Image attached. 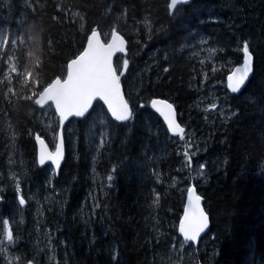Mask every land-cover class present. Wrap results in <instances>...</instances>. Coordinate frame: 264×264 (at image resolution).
Masks as SVG:
<instances>
[{
  "label": "trees",
  "instance_id": "obj_1",
  "mask_svg": "<svg viewBox=\"0 0 264 264\" xmlns=\"http://www.w3.org/2000/svg\"><path fill=\"white\" fill-rule=\"evenodd\" d=\"M170 3L0 0V217L17 210L16 246L8 253L0 246V264H175L185 190L193 183L211 218L198 264H264V0H194L174 14ZM131 16L147 19L137 33L128 32ZM114 28L130 42L117 65L134 120L119 125L97 105L108 124L106 144L97 151L87 142L100 119L68 127L66 161L51 180L38 164L35 134L54 146L59 120L51 109L52 125L44 128L36 100L66 76L94 30L108 41ZM245 43L255 72L232 96L225 82L243 61ZM155 98L173 101L183 123L207 136L201 181L183 166L182 142L154 113ZM213 99L215 110H204ZM221 102L230 112L224 121L216 112ZM200 120L210 122L201 127Z\"/></svg>",
  "mask_w": 264,
  "mask_h": 264
},
{
  "label": "water",
  "instance_id": "obj_2",
  "mask_svg": "<svg viewBox=\"0 0 264 264\" xmlns=\"http://www.w3.org/2000/svg\"><path fill=\"white\" fill-rule=\"evenodd\" d=\"M193 1L194 0H188V3L180 4V5L187 6V5H190ZM180 5H177V7ZM177 7L175 9H171V11H175ZM117 42H119V47H114V45ZM127 52H128V41L123 36L115 32L113 34L111 42L107 45L103 41L101 33L99 31H96L90 36L84 53L81 56H79L76 60L72 61L69 64L68 76L66 80L63 82L61 79H57L51 86H49L47 89H45L41 93V95L39 96L37 100L39 106L46 107L51 102H54L57 115L61 119V125L63 126L60 128L58 144L60 143L61 139H63V149H64V156L60 162L59 169H56L55 166L51 163V161H46L45 164L41 166H46V165L51 164L54 166L56 173L57 174L60 173L61 168L63 167L65 163V159H66V144H65V139H64L65 126L73 118H78L80 120L84 119L92 111V109L94 108L97 102H101L109 110L110 115L113 118V114L110 110V106L105 99L108 88L110 86L109 74L112 71V69H115L116 71L115 58L117 57V55H119L120 53L126 54ZM240 67H243V65L237 68H240ZM253 72H254V58L252 59V72L249 74L248 79L246 80L245 84L241 87L240 91H243L246 88L249 81L251 80ZM111 87L114 89L115 86L111 85ZM121 91L123 94V98L128 103V100L126 98L125 91H124L122 84H121ZM157 100H161V99H157ZM82 106H83V115L72 116V118H70L69 121L65 122L66 117L71 112L80 111ZM172 106H173V111L175 114L176 123L179 125V129H183V132L181 133L179 129H177L176 132H173L169 128L168 129H169V132L173 136L182 137L184 133L186 132V129L182 127L179 121L178 112L175 106L174 105ZM129 108L133 115V111L130 105H129ZM161 118L163 119V117ZM130 119L127 121H117L115 119L114 120L120 124H125L129 122ZM164 122L167 125V122L166 121ZM44 142L47 147V151L54 152L48 145L47 141L38 135L36 137L38 156H40V150L42 151ZM191 189H194L195 194L199 195L196 187H193ZM190 190H188V193ZM188 193H187L185 211L188 208ZM199 196L201 197V207L208 217V227L205 229L203 233H201L198 239L194 241L196 244H198L200 240L211 229L210 215L205 210L204 203H203V197L201 195ZM185 211H184V215H185ZM183 219H184V216H183ZM183 219L181 223L183 222Z\"/></svg>",
  "mask_w": 264,
  "mask_h": 264
},
{
  "label": "snow or ice",
  "instance_id": "obj_3",
  "mask_svg": "<svg viewBox=\"0 0 264 264\" xmlns=\"http://www.w3.org/2000/svg\"><path fill=\"white\" fill-rule=\"evenodd\" d=\"M188 0H171V4L169 7L171 9H175L177 5L186 4ZM114 47H119V42H117ZM243 54L244 61L243 67L237 68L235 72L228 77V88L233 93H237L240 91L241 87L245 84L246 80L249 77V74L252 72V55L249 52V46L247 43L243 45ZM127 61L125 60V65H127ZM110 78V86L108 88L105 99L110 106V110L113 114V118L117 121H127L131 118L132 112L129 108L127 101L123 98V94L121 91V83L120 76L117 74L115 69L109 74ZM114 85V89L111 87ZM151 107L155 109L157 113L161 117H163L164 121L167 122V126L173 132H176L179 129V125L176 123L175 114L173 111V106L170 103H167L163 100H153L151 102ZM83 115V106L80 111L71 112L65 119L69 121L72 116ZM63 125H61L62 127ZM180 132H183V129H179ZM64 156L63 149V139H61L60 143L56 145L55 151L50 152L47 151V147L45 142L43 143V149L40 150L39 163L40 165H44L46 161H51V163L55 166L56 169H59L60 162ZM113 179L112 176H108V180L111 181ZM17 191H19V185L17 184ZM19 204L24 205L25 200L23 197L19 199ZM8 221H4L5 227L7 226ZM208 227V217L203 211L201 207V197L195 194V190L191 189L188 193V208L185 211L183 222L179 226V231L183 235L185 241H196L198 237L205 231ZM12 233L8 231L7 240L9 243L12 242Z\"/></svg>",
  "mask_w": 264,
  "mask_h": 264
},
{
  "label": "rangeland",
  "instance_id": "obj_4",
  "mask_svg": "<svg viewBox=\"0 0 264 264\" xmlns=\"http://www.w3.org/2000/svg\"><path fill=\"white\" fill-rule=\"evenodd\" d=\"M19 1L22 3L24 0H19ZM75 13L78 14V11H76ZM108 13H109V16L107 17V19H110V17H112L111 21H114V19L118 16V14L115 13V12H112V10L110 12H108ZM131 18L132 19L127 17V23L126 24H127L128 30H129L128 32L137 33V31L140 30L142 28V26H144V24H147V22H146L147 19H145L144 17H143L142 20L141 19L137 20V18H135L134 16H131ZM150 25H152V24L150 23ZM150 25L148 26L149 28H150ZM140 46L141 45H137L136 46V54H138V56H141L140 53L144 49V48H142V50H141ZM220 91L221 90L217 89L215 95H213L214 99H215L216 94L219 93ZM204 98H205L204 95H202L200 100H199V102H198V104L200 106H201V102L204 100ZM214 99L211 100L209 103L204 105V110H206V111H207V109L208 110H211V109L215 110V108H212L216 104V101ZM221 103H222V106L219 105L218 109L216 110V112H219L221 115L224 116V117H222V119L224 121L227 117H230V112H229V109L226 107L225 102H221ZM193 110H194L193 107H191V108L189 107L187 109L186 113L188 112V114L191 115V112ZM147 118H149V117H147ZM95 119H100L99 120L100 121L99 122L100 130H98L97 127H94L93 129L91 128L92 130H90L88 132V140H87V142H88V145H89L90 148H95L98 151V150H100V148L104 144H106L105 137L107 136L106 128H107L108 124L106 125L107 122L105 121L104 117L101 118L100 114L95 115ZM208 119H210V118H208ZM197 122H198L197 124H199L201 127H206L209 124L210 121H205V122L202 123L201 120H200V121H197ZM149 123L151 125L152 121L149 120L147 125H146V127H148ZM191 124H193L192 125L193 128H197V127L194 126V123H191ZM46 125L47 124L44 123L43 127L46 128ZM143 128L144 127H142L140 130H143ZM72 129H73V127H72ZM189 130H190V133L188 134L189 136L187 138L188 142L186 143V145H185V143L182 142L181 146L188 147V150H189L188 154L191 153L192 155L197 157L201 151L204 152L205 146H207V143H208V139H207V136L205 134H203V132H202V136H201V134L198 136V135H196L195 132L192 131V129H189ZM187 160H188V158L185 159V161H187ZM185 164H186V162H184L183 165H185ZM50 166H51L50 164L46 165V167H50ZM188 166H189V164H188ZM195 167H196V170L194 171L195 172L194 177H196V173H197L198 177L202 176V173L204 171L203 170V167H204L203 163H201V164L198 163ZM11 176H12V174L10 175V177ZM15 188H17V187H15ZM2 192H3V190L0 188V196H2ZM10 211H11L12 216H13L14 213L17 215V210L15 209V207H12ZM15 221H17V219ZM8 231H10V224H8L6 227H4V235H2L0 237L1 238L0 246L3 249H5V253L9 252V250H10L9 248L10 247L15 246V242L9 243V241L7 240ZM11 233H12V237H14L13 232H11ZM180 248L182 250H178L179 252L177 253L176 258H175V260H176L175 264L184 263V258L188 259V260H186V262H188V264H198V262L200 261V254L205 255L204 251H199V248H200L199 246L196 248V251H195V250L191 249V245H187L186 243H182V246ZM197 251H198V253H200L199 257L197 256L198 254H196ZM206 253H208V251H206ZM182 256H183V258H182ZM14 257H17V258L16 259L14 258L13 261H19L20 260V257H18L16 253H15ZM36 257H38V255H36Z\"/></svg>",
  "mask_w": 264,
  "mask_h": 264
},
{
  "label": "bare ground",
  "instance_id": "obj_5",
  "mask_svg": "<svg viewBox=\"0 0 264 264\" xmlns=\"http://www.w3.org/2000/svg\"><path fill=\"white\" fill-rule=\"evenodd\" d=\"M226 90L228 91V93L230 94V95H232V96H237V95H239V94H241L243 91H240V92H237V93H233V92H231V90L227 87L226 88ZM105 108V107H104ZM106 109V111H107V113H108V115H109V117H110V112H109V110L107 109V108H105ZM106 130H107V128H106ZM107 132V131H106ZM57 142H58V140H57ZM57 144V143H56ZM38 164H39V166L41 167V168H44V167H46V166H41L40 165V163H39V156H38ZM47 169L50 171V179L51 180H53L54 178H56V176H55V173L53 172V170H54V167H53V165H51L50 167H47ZM14 178H17V177H14ZM17 187V186H16Z\"/></svg>",
  "mask_w": 264,
  "mask_h": 264
}]
</instances>
